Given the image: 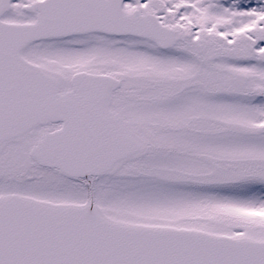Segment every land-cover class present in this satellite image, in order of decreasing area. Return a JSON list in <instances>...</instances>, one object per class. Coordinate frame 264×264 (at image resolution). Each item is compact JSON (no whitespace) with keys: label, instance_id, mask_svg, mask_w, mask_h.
<instances>
[{"label":"snow or ice","instance_id":"obj_1","mask_svg":"<svg viewBox=\"0 0 264 264\" xmlns=\"http://www.w3.org/2000/svg\"><path fill=\"white\" fill-rule=\"evenodd\" d=\"M0 264H264V0H0Z\"/></svg>","mask_w":264,"mask_h":264}]
</instances>
